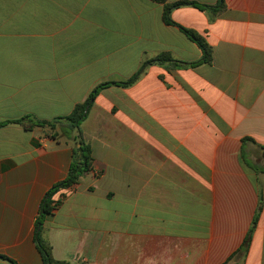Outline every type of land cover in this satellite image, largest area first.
Listing matches in <instances>:
<instances>
[{
	"label": "crops",
	"instance_id": "obj_1",
	"mask_svg": "<svg viewBox=\"0 0 264 264\" xmlns=\"http://www.w3.org/2000/svg\"><path fill=\"white\" fill-rule=\"evenodd\" d=\"M216 7L219 0H167ZM149 0H0V256L46 264L35 220L77 146L11 123L69 115L104 83L201 50ZM209 63H152L98 93L92 169L53 195L39 239L67 264H264V0L181 6ZM257 217L252 228L253 219ZM0 264H9L0 259Z\"/></svg>",
	"mask_w": 264,
	"mask_h": 264
},
{
	"label": "trees",
	"instance_id": "obj_2",
	"mask_svg": "<svg viewBox=\"0 0 264 264\" xmlns=\"http://www.w3.org/2000/svg\"><path fill=\"white\" fill-rule=\"evenodd\" d=\"M149 1L164 5L163 15H162L163 22L168 26H174L178 28L187 37V39H189L192 43H194L202 52L203 56L201 60L193 64H182L180 62H176L172 60L167 54H163L155 59L145 62L142 65L139 72L124 83H119V84L104 83L98 85L92 90V92L89 94L88 98L85 100L84 103L77 104L73 108L72 112L65 117H60L51 122H46V121H36L31 117L26 116L24 118H21L20 120L11 122V123L23 125L25 128L29 130L33 128H40L42 130L49 131V134L47 136L50 139L56 141L57 143H59L60 140L63 139L66 141H70L77 146V148L73 150L72 162L69 167L67 177L63 181L54 184L51 187V189L46 192V194L44 195L41 201L39 213L35 220L34 242L36 244L37 250L45 259L46 264H67L63 262L54 261L51 258L50 248L43 245V243L40 241L39 232L41 230V226L44 218L52 214L54 207L56 205V203H53L52 201L53 195L56 194L60 189H65L75 184L84 173H87L92 169V159L90 157V151L82 141L79 127L81 123L85 120L87 116V112L91 107L93 101L96 99L100 90H102L105 87H108L109 85H119L123 87L132 85L142 75L144 69L152 63H160V64L171 63L174 65L195 66L198 64L210 62L211 48L207 45V43L195 32L187 30L175 24L170 19L169 15L172 9L181 6H193L200 10H211L214 12H220L223 9V0H219L218 5L216 7H208L186 1L178 2L172 5L167 4V0H149ZM73 133L76 134L74 135ZM256 221H257V217L253 219L252 228L256 224ZM0 259L7 261L9 264H16L14 261L4 256H0Z\"/></svg>",
	"mask_w": 264,
	"mask_h": 264
},
{
	"label": "rangeland",
	"instance_id": "obj_3",
	"mask_svg": "<svg viewBox=\"0 0 264 264\" xmlns=\"http://www.w3.org/2000/svg\"><path fill=\"white\" fill-rule=\"evenodd\" d=\"M74 135L76 134V133H73Z\"/></svg>",
	"mask_w": 264,
	"mask_h": 264
}]
</instances>
